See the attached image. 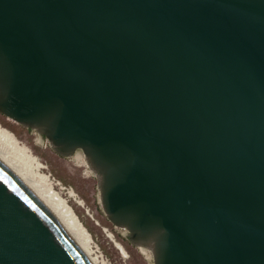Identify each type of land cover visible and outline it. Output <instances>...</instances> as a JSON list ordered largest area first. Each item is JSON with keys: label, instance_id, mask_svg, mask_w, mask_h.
I'll return each instance as SVG.
<instances>
[{"label": "water", "instance_id": "obj_1", "mask_svg": "<svg viewBox=\"0 0 264 264\" xmlns=\"http://www.w3.org/2000/svg\"><path fill=\"white\" fill-rule=\"evenodd\" d=\"M0 115L154 264H264V0H0ZM0 264H89L1 164Z\"/></svg>", "mask_w": 264, "mask_h": 264}, {"label": "rangeland", "instance_id": "obj_2", "mask_svg": "<svg viewBox=\"0 0 264 264\" xmlns=\"http://www.w3.org/2000/svg\"><path fill=\"white\" fill-rule=\"evenodd\" d=\"M0 123L16 138L14 145L1 137L2 150L13 156L21 168L26 167L34 174L39 183L50 187L70 207L80 234L105 264H154L152 252L145 253L143 245L124 240L128 231L106 220L99 179H94V170L80 149L76 153L59 155L36 129L32 128L28 140H21L22 133L14 120L0 115ZM21 146L30 150L33 161L20 150ZM36 162L41 166H37Z\"/></svg>", "mask_w": 264, "mask_h": 264}, {"label": "bare ground", "instance_id": "obj_3", "mask_svg": "<svg viewBox=\"0 0 264 264\" xmlns=\"http://www.w3.org/2000/svg\"><path fill=\"white\" fill-rule=\"evenodd\" d=\"M1 137L7 139L14 145L16 144L15 135L4 128L0 123V138ZM20 150H22L24 153H27V156L30 157V160H34V158L30 155L29 149L21 146ZM0 164L3 165L22 184V186L52 215L58 225L68 235L70 240L83 254L89 264H105L103 259H101V257L90 248V246L88 245V241H85L80 234V231L72 216L70 207H68L50 187H45L44 185L39 183L37 181L38 179L36 180V178L33 176L34 174H31V172H29L26 167L21 168L18 162L16 163V159L13 156L9 155V153H7L6 151L2 150L1 147ZM36 165L41 166L37 162ZM118 247H120L122 250V247L120 245H118Z\"/></svg>", "mask_w": 264, "mask_h": 264}]
</instances>
